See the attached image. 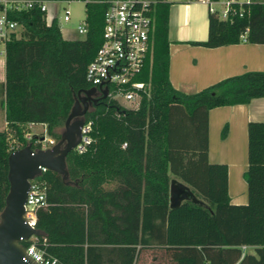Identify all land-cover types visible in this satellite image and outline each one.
Returning <instances> with one entry per match:
<instances>
[{"label": "trees", "instance_id": "1", "mask_svg": "<svg viewBox=\"0 0 264 264\" xmlns=\"http://www.w3.org/2000/svg\"><path fill=\"white\" fill-rule=\"evenodd\" d=\"M174 1L156 0L151 11L154 27L138 74L150 83L149 95L137 108L111 97L93 104L85 115L92 120L90 142L66 156L68 182L50 169L34 178L46 191V204L36 208L41 233L35 244L59 264H145L152 245L165 255L150 264H212L205 253L211 246L236 251L227 264H264V120L247 125L246 203L230 200L227 163L208 158L209 109L264 96V69L228 75L194 92L177 89L169 78ZM243 6L225 19L209 12L206 38L189 42L220 46L240 42L244 34V41L264 43V1ZM104 10L103 3L87 4V31L77 38H65L57 17L48 20L39 6L11 13L21 29L5 51L0 211L9 189L8 154L29 141L27 124L44 123L57 141L75 93L92 86L86 69L102 41ZM34 139L32 147L40 146ZM173 177L198 200L171 208ZM177 247L185 252L174 253Z\"/></svg>", "mask_w": 264, "mask_h": 264}, {"label": "built area", "instance_id": "2", "mask_svg": "<svg viewBox=\"0 0 264 264\" xmlns=\"http://www.w3.org/2000/svg\"><path fill=\"white\" fill-rule=\"evenodd\" d=\"M71 2L74 0H65ZM85 4V17L76 25V30L85 35L86 6L89 3H103L105 10L103 14L102 41L93 59L86 69V77L92 85L98 86L97 94H102L103 87L107 86V97H111L120 104L137 108L144 95L150 93V83L138 79L147 51L149 49V36L154 24L151 11L156 0H79ZM190 1V0H186ZM208 6L212 12L220 18H227L233 14L241 13L244 3L253 0H198ZM47 0H0V52L5 53L7 43L19 35L21 25L13 18L12 12L39 6L42 11L47 12ZM71 18L68 7L64 9L63 20ZM245 40V35H241ZM128 102L129 105L123 103ZM31 124V123H28ZM92 120L85 119L82 125V136L76 144L79 152L85 150L91 138L88 135ZM24 136L30 141L35 136L34 143H40L46 148L55 143V139L46 133H35L30 129L24 132ZM43 136V138H41ZM125 145V142L123 143ZM35 147V148H38ZM13 148V146H11ZM18 148V147H17ZM16 149V148H14ZM12 149V150H14ZM47 170L42 166V171ZM45 186L37 180L31 179L25 200L24 218L31 225L36 226V208L46 204ZM28 239L33 242L25 245V252L30 258L40 264H59L58 259L52 255H45L43 250L35 244L37 238L33 235ZM21 240H25L21 238ZM243 251L246 246H242Z\"/></svg>", "mask_w": 264, "mask_h": 264}, {"label": "crops", "instance_id": "3", "mask_svg": "<svg viewBox=\"0 0 264 264\" xmlns=\"http://www.w3.org/2000/svg\"><path fill=\"white\" fill-rule=\"evenodd\" d=\"M179 2L189 1L175 0L170 5L168 30L169 78L177 89L194 92L228 75L264 69V43L244 40L220 46L190 43L189 40L205 39L207 30L197 32L192 26L189 31H185L183 25L191 5L187 8V4ZM4 83L5 53L0 52V93L3 97L0 100V130L6 127L2 105ZM250 120H264V96L254 97L247 103L216 106L208 111V158L211 162L227 163L228 192L234 203H246L248 200L244 172L248 167L247 125ZM35 124L27 126L32 132L38 133L32 130ZM224 126L226 130L223 133Z\"/></svg>", "mask_w": 264, "mask_h": 264}, {"label": "water", "instance_id": "4", "mask_svg": "<svg viewBox=\"0 0 264 264\" xmlns=\"http://www.w3.org/2000/svg\"><path fill=\"white\" fill-rule=\"evenodd\" d=\"M98 86L92 85L77 91L74 103L68 113L60 138L51 146L33 148L28 141L24 146L11 150L8 154L9 189L5 204L0 211V264H40L25 252L21 238L39 235L40 229L31 226L24 218L25 200L31 179L42 172V166L62 175L68 182L66 156L82 136L85 115L93 102L97 101ZM101 97H107V86ZM43 138V136L41 137ZM185 199L198 200L190 186L177 178H171L169 185V206L178 207Z\"/></svg>", "mask_w": 264, "mask_h": 264}, {"label": "rangeland", "instance_id": "5", "mask_svg": "<svg viewBox=\"0 0 264 264\" xmlns=\"http://www.w3.org/2000/svg\"><path fill=\"white\" fill-rule=\"evenodd\" d=\"M47 19H51L52 16H56L59 21V26L61 27V31L65 37H83V33H79L76 30V25L82 21L85 17V4L83 1L74 0L71 2H67L65 0H47ZM178 2H175L177 4ZM183 4H187V8L189 4V11L187 13L186 22L183 25L185 31H189L190 27H195L197 32L202 30H207V18H208V6L206 3L198 1V0H190L189 2H179ZM68 7L71 11V18L68 21L63 20L64 9ZM2 95L0 93V100H2ZM126 105H129L128 102L123 101ZM1 105V103H0ZM3 105V104H2ZM63 126H60L59 131H61ZM29 129V127H28ZM33 131H38V133H46V126L42 123H36L33 126ZM48 135V134H47ZM183 233L177 231V238L181 237ZM34 236H31L33 239ZM184 248L177 247L174 249V253H183ZM249 252H255L252 247L246 248ZM146 262L145 264L150 263H158L157 261L153 260V256L157 255L156 257L161 255H165V251L162 247L157 245H152L147 248L146 250ZM206 256L210 258L212 264H227V262L234 260L236 258V251L231 249H224L215 246L206 247L205 250ZM159 254V255H158ZM168 258V256H165ZM154 261V262H153Z\"/></svg>", "mask_w": 264, "mask_h": 264}, {"label": "flooded vegetation", "instance_id": "6", "mask_svg": "<svg viewBox=\"0 0 264 264\" xmlns=\"http://www.w3.org/2000/svg\"><path fill=\"white\" fill-rule=\"evenodd\" d=\"M96 98H97V101L96 102H93L92 105L95 104V103H97L99 100L103 99V97H101V94H96Z\"/></svg>", "mask_w": 264, "mask_h": 264}]
</instances>
